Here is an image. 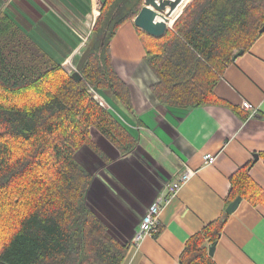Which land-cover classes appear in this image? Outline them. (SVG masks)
<instances>
[{"label": "trees", "instance_id": "obj_1", "mask_svg": "<svg viewBox=\"0 0 264 264\" xmlns=\"http://www.w3.org/2000/svg\"><path fill=\"white\" fill-rule=\"evenodd\" d=\"M144 1H103L85 45L94 39L80 79L0 12V264H122L130 241H119L88 205L92 175L76 153L87 147L108 161L92 133L121 156L136 145L87 88L105 93L133 115L131 92L113 68L110 42ZM262 26L264 0H192L164 36L153 38L136 28L143 63L156 80L150 94L168 108L218 105L244 117L214 89L234 57L264 34ZM259 157L264 163V153ZM253 162L228 178L225 208L237 197L264 208V190L249 173ZM225 208L187 239L177 264H215L208 249L230 216Z\"/></svg>", "mask_w": 264, "mask_h": 264}, {"label": "crops", "instance_id": "obj_2", "mask_svg": "<svg viewBox=\"0 0 264 264\" xmlns=\"http://www.w3.org/2000/svg\"><path fill=\"white\" fill-rule=\"evenodd\" d=\"M104 0H0L8 15L66 71H74ZM112 65L129 87L133 115L108 96L109 112L133 136L132 152L121 156L99 134L92 140L108 157L103 163L87 147L76 159L92 175L86 195L90 208L119 241L132 239L155 197L177 179L184 164L196 171L161 210L155 236L130 246L122 264H177L187 239L217 219L225 208L228 178L254 159L251 178L264 190V34L238 56L220 77L214 92L245 116L226 107L168 108L150 94L156 80L143 63L144 49L133 21L110 42ZM246 101L256 109H241ZM112 110L114 114L112 113ZM214 162L204 165L203 157ZM162 192V191H161ZM215 264H264V208L241 200L214 246Z\"/></svg>", "mask_w": 264, "mask_h": 264}, {"label": "built area", "instance_id": "obj_3", "mask_svg": "<svg viewBox=\"0 0 264 264\" xmlns=\"http://www.w3.org/2000/svg\"><path fill=\"white\" fill-rule=\"evenodd\" d=\"M67 72L72 73L71 71ZM87 91L99 106L105 108L108 112L111 111V108L107 105V103H105V100L99 91L90 86ZM241 109L248 112L250 116L256 114V109L246 101H242ZM112 113L114 114L113 110ZM203 161L204 165H211L214 162V157L207 154L203 157ZM195 173L196 171L190 168L188 164H184L181 173L177 176V179L170 184L165 185V187L161 190L162 192L160 191L152 203L146 208L139 223V228L130 240V246L138 245L143 237H153L159 233V215L162 208L177 195L181 187L184 186L195 175Z\"/></svg>", "mask_w": 264, "mask_h": 264}, {"label": "water", "instance_id": "obj_4", "mask_svg": "<svg viewBox=\"0 0 264 264\" xmlns=\"http://www.w3.org/2000/svg\"><path fill=\"white\" fill-rule=\"evenodd\" d=\"M155 0H145L144 5L142 6L141 10L137 14V16L133 19V24L136 28L143 31L145 34L153 37V38H160L165 35L167 31L166 23H157L153 24L152 21L154 20V17L156 16L157 11H161L164 9L166 5H170L172 8L176 5V2H170L166 0H160L158 7L154 6ZM155 8V9H152ZM260 33L264 32V26L259 31ZM94 48V39H91L87 45V47L84 49L82 54L80 55V58L77 62L74 74L72 77L75 79H80L79 71L82 68L83 64L87 60L91 50ZM242 52H239L234 59H236L238 56H240ZM258 159L257 155H254V161ZM241 201L240 197H237L232 202H230L227 207L225 208V212L227 214H232L238 207L239 203ZM214 252V246L210 247L208 249V254L210 256L213 255Z\"/></svg>", "mask_w": 264, "mask_h": 264}, {"label": "bare ground", "instance_id": "obj_5", "mask_svg": "<svg viewBox=\"0 0 264 264\" xmlns=\"http://www.w3.org/2000/svg\"><path fill=\"white\" fill-rule=\"evenodd\" d=\"M170 2H176V5L172 8L170 5H166L163 10L157 11L156 16L152 23L155 25L157 23H166L167 28L170 25V22L174 20V22L179 18L182 14L183 10H181V4L184 0H166ZM160 0L154 1V6L158 7ZM155 9V8H152Z\"/></svg>", "mask_w": 264, "mask_h": 264}, {"label": "rangeland", "instance_id": "obj_6", "mask_svg": "<svg viewBox=\"0 0 264 264\" xmlns=\"http://www.w3.org/2000/svg\"><path fill=\"white\" fill-rule=\"evenodd\" d=\"M191 1H192V0H190L189 3H190ZM189 3H188V4H189ZM188 4H187V5H188ZM187 5H186V6H187ZM186 6H185V7H186ZM185 7H184V9H185ZM184 9H183V10H184ZM173 24H174V20L170 22V25H169V27H168L167 30L172 29ZM80 55H81V54H80ZM144 65H145V64H144ZM147 69H148V68H147ZM148 70H149V69H148ZM150 73H151V72H150ZM87 89H88V88H87ZM94 89H95V88H94ZM100 94H101V95L104 94V96H107V95H106L105 93H103V92H101ZM103 99H104V98H103Z\"/></svg>", "mask_w": 264, "mask_h": 264}]
</instances>
